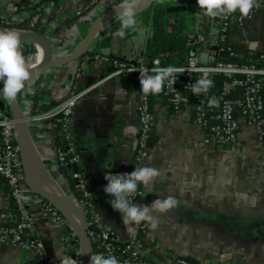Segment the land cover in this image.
Returning a JSON list of instances; mask_svg holds the SVG:
<instances>
[{
    "label": "crops",
    "instance_id": "1",
    "mask_svg": "<svg viewBox=\"0 0 264 264\" xmlns=\"http://www.w3.org/2000/svg\"><path fill=\"white\" fill-rule=\"evenodd\" d=\"M87 1L29 0L28 7L41 10L40 27L56 44V49L60 48L59 55L69 52L82 39L95 16L117 2L100 0L95 6L83 9L77 15L76 11L84 7ZM16 4L17 0H0V20L9 18L10 11ZM12 17L8 26L21 23L14 15ZM118 23L116 17L101 29L97 39L109 30H112L114 36L111 44L102 48L98 54L119 58L143 56L146 37L141 48L136 50L130 40L131 36L116 35ZM238 37L242 38L247 55L264 48V17H254L246 23L245 29L234 28L230 38L238 40ZM24 45L20 44V51L28 67L33 64L32 54L28 52L30 44ZM31 46L39 55L38 47ZM212 49L213 47L210 50ZM85 56L83 76L77 83L78 88L84 89L105 78L110 71L107 63L94 59L93 55ZM38 61L37 56L36 62ZM74 66L75 64L53 68L39 78L49 91L40 103L43 111L53 110L63 102L67 93L66 81ZM25 100L27 102L24 105L30 107L31 100ZM154 100L152 110L155 124L150 146L137 167L149 165L158 168L160 176L147 188L141 186L145 191L143 204L151 203L157 197L168 196L176 197L179 204L158 216L156 228L145 222L153 240L141 241V245L156 250L154 252L151 249V255H157L159 251L170 252L196 261L201 260L206 264H241L244 259L264 260V253L258 255L245 248L241 250V243L236 247L233 243L223 242L221 234L224 229L219 226L227 220L231 222L237 219L235 213L228 216L224 210L226 207H234L235 202H226L224 194L219 193L226 189L224 173L229 164L227 161L232 162V166L238 159L244 158L241 157L240 149L261 147L255 129L243 125L238 141L226 149H219L203 142L202 131L188 121L185 114L174 117L170 108L160 103L162 99L157 97ZM137 104L135 83L130 76L118 75L103 80L85 92L77 101L72 114V143L96 193L99 210L105 221L123 236H128L132 231L129 232L123 224L120 214L111 209L103 190L107 183L104 176L105 173L121 175L131 172L136 165L139 130ZM58 119L59 116L52 115L38 122L31 127V133L48 176L52 177L62 192L67 193L71 182L56 162V147L61 144ZM133 127L134 132L130 131ZM7 204L5 185L0 184V210ZM32 214L39 233L43 236L47 255L58 260L55 250L63 249L62 234L52 224L44 221L39 211L33 210ZM250 246L253 247L252 243ZM0 264L33 263L27 262L26 252L22 249L0 245Z\"/></svg>",
    "mask_w": 264,
    "mask_h": 264
},
{
    "label": "built area",
    "instance_id": "2",
    "mask_svg": "<svg viewBox=\"0 0 264 264\" xmlns=\"http://www.w3.org/2000/svg\"><path fill=\"white\" fill-rule=\"evenodd\" d=\"M99 1L88 0L84 7L76 11V14L80 15L83 9L95 6ZM28 2L29 0H17V4L10 11V17L0 20L3 29L28 31L40 27L41 10L34 7L29 9ZM12 15L23 25L8 26L12 22ZM204 16L206 26L200 28L196 24L195 29L188 36V44L195 48L203 44L208 24L212 22L219 32L213 49L208 51L204 61L199 59L194 49L183 64L171 65L175 67L173 79L166 81L163 90L154 96L162 99L160 103L168 106L174 117L185 114L186 119L202 131V140L207 145H214L219 149L232 146L238 141L241 127L244 125L255 129L258 141L264 148V48L255 52L256 58L253 61H242L240 60L244 57L242 38L238 37V40L230 38L234 28L245 29L246 23L254 17H264V2L255 0L254 7L246 17H241L238 12L223 18H213L205 14ZM86 57L83 56L74 66L71 76L66 81L65 98L55 109L47 112L41 109L40 104L35 108L32 105L28 108L24 105L27 102L25 91L36 90V80L26 82L25 88L18 94L17 99L29 114L30 127L52 115H60L58 134L61 144L56 147V162L66 172L72 185L66 194L86 216L87 233L93 246V254L115 255L120 264H206L201 260L191 261L185 255L170 252L159 251L158 254L156 252L157 255H151V249L154 252L156 250L150 246L145 248L140 243L153 240L145 222L135 226L128 236L117 232L103 218L95 191L88 181L81 158L72 143V114L79 98L107 78L118 75L130 76L138 93L139 130L135 165L137 167V163L147 154L155 124L150 95L145 96L140 92L138 77L142 70L170 65L164 64L160 56L147 60L141 55L119 58L95 54L93 58L107 63L110 71L105 78L84 89L78 88L77 83L83 76ZM205 72L209 73L212 80L220 78L221 84L216 93L213 91V85L208 93L195 96L190 86ZM210 97L218 99V106L209 107ZM0 184L5 185L8 203L4 209L0 210V245L22 249L26 252L29 263L60 264L59 259H53L47 255L43 236L39 233L32 214L33 210H37L44 221L52 224L62 234L61 243L64 252L72 256L74 253L73 258L79 264L78 248L75 250L77 241L67 222L47 201L34 194L25 182L16 144L15 124L1 98ZM144 198L145 191L140 187L133 201L143 204ZM241 264L258 263L244 259Z\"/></svg>",
    "mask_w": 264,
    "mask_h": 264
},
{
    "label": "clouds",
    "instance_id": "3",
    "mask_svg": "<svg viewBox=\"0 0 264 264\" xmlns=\"http://www.w3.org/2000/svg\"><path fill=\"white\" fill-rule=\"evenodd\" d=\"M199 8L205 15L216 18L239 13L241 17L248 16L255 5V0H196ZM137 4L138 0H120L115 6L120 27L116 32L117 36H125L128 30H135L137 26ZM174 66L159 67L151 70L145 69L138 77L139 90L145 96L158 95L164 88L166 81L173 79ZM30 77V70L26 66L25 59L20 51L19 35L14 30L0 31V96L9 102H14L17 96L25 88ZM214 81L209 73H203L195 83L191 84V92L195 96L208 93L213 87ZM216 97H210L209 107L218 106ZM134 132L135 129L130 128ZM160 176L158 168L143 165L135 167L131 172L121 175L105 173L106 184L104 193L113 211L120 214L121 221L128 231L134 230V226L147 222L151 227H157L158 216L167 213L178 206L176 197H157L151 203L138 204L133 201L138 189L143 186L147 188ZM56 256L60 264H78L72 255H68L63 249L56 248ZM89 264H120L115 255L93 254Z\"/></svg>",
    "mask_w": 264,
    "mask_h": 264
},
{
    "label": "water",
    "instance_id": "4",
    "mask_svg": "<svg viewBox=\"0 0 264 264\" xmlns=\"http://www.w3.org/2000/svg\"><path fill=\"white\" fill-rule=\"evenodd\" d=\"M155 1L138 0L137 14L148 9ZM116 5L106 8L95 16L82 39L69 52L62 55L55 54L56 44L47 33L37 30L16 31L21 45L30 44L43 50L41 61L28 66L30 70L28 81L39 79L53 68L76 65L91 50L104 25L117 17L114 13ZM0 31H6L1 24ZM2 87L3 83L0 82V88ZM0 98L4 101L6 109L15 124L16 144L19 149L24 179L28 188L39 198L47 201L62 215L76 238L79 264H89L90 257L93 255V246L87 233V222L84 212L59 187L58 190H52L42 184L38 167L40 165L43 167V163L32 138L31 127L28 124L29 114L18 99L14 102H9L3 96H0Z\"/></svg>",
    "mask_w": 264,
    "mask_h": 264
},
{
    "label": "rangeland",
    "instance_id": "5",
    "mask_svg": "<svg viewBox=\"0 0 264 264\" xmlns=\"http://www.w3.org/2000/svg\"><path fill=\"white\" fill-rule=\"evenodd\" d=\"M196 24L200 28L205 24L204 13L200 10L196 13ZM208 25L205 41L195 48L196 55L201 61H204L206 54L214 46L219 33L212 22ZM147 33L148 28L141 27L130 37L136 50L141 48ZM36 56L37 51H33L32 63L36 62ZM239 152L244 158L238 159L232 166V162L227 161L229 164L224 173L226 189L224 192H219L224 194L226 202H235L234 207H226L224 210L228 216L235 213L237 219L219 224L224 229L221 235L225 243H233L236 247L241 243V250L245 248L254 254L262 255L264 253V162L262 161L264 148L249 147L240 149ZM246 260L264 264L262 259Z\"/></svg>",
    "mask_w": 264,
    "mask_h": 264
},
{
    "label": "trees",
    "instance_id": "6",
    "mask_svg": "<svg viewBox=\"0 0 264 264\" xmlns=\"http://www.w3.org/2000/svg\"><path fill=\"white\" fill-rule=\"evenodd\" d=\"M116 1L117 3L120 2V0ZM259 1L264 2V0ZM27 5H29V2ZM28 8L31 9L32 7L30 6ZM198 10H200V8L196 0L155 1L148 9L137 14L136 29L128 30L126 34L132 36L140 27H147L149 31L144 42L143 56L147 60L160 56L163 63L166 65H181L186 60V57L192 53V50L195 49V47L188 44V36L195 29L196 13ZM17 24V26L23 25V23ZM2 25L4 24L2 23ZM204 26H206V24H204ZM35 30L40 32L43 31L41 27H37ZM113 36L112 30L107 31L96 40L91 50L85 55L98 54L102 48L108 47L111 44ZM24 46H26V44ZM33 51L34 49L30 45L28 52L32 54ZM59 51L60 48L58 47L55 50V54L59 55ZM246 52V50L242 51L244 57L240 58V60L247 62L253 61L256 58L255 52L248 55ZM213 81V91L216 93L221 84V80L220 78H216ZM36 83V90L25 91V97L31 100L34 108L38 106L43 101V97L47 96L49 93L40 79H37ZM154 98V95H150L151 106L155 103ZM77 248L78 244L76 243L75 250ZM188 259L194 261L193 259Z\"/></svg>",
    "mask_w": 264,
    "mask_h": 264
},
{
    "label": "bare ground",
    "instance_id": "7",
    "mask_svg": "<svg viewBox=\"0 0 264 264\" xmlns=\"http://www.w3.org/2000/svg\"><path fill=\"white\" fill-rule=\"evenodd\" d=\"M38 49H39L38 50L39 55H37V56H38V60H39L38 62H40L42 57H43V50L40 47H38ZM37 56H36V58H37ZM38 169H39V177H40L42 184L47 186L48 188H50L52 190H58L57 184L54 182V180L52 179V177L50 175L48 176V173L46 172V170L43 169V167L41 165L38 167Z\"/></svg>",
    "mask_w": 264,
    "mask_h": 264
}]
</instances>
